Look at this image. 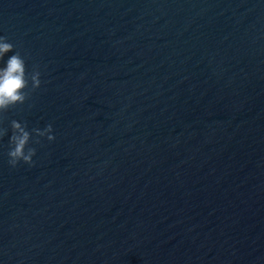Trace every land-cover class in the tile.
<instances>
[{"label":"water","instance_id":"1","mask_svg":"<svg viewBox=\"0 0 264 264\" xmlns=\"http://www.w3.org/2000/svg\"><path fill=\"white\" fill-rule=\"evenodd\" d=\"M0 36L41 80L0 264H264V0H0Z\"/></svg>","mask_w":264,"mask_h":264},{"label":"clouds","instance_id":"2","mask_svg":"<svg viewBox=\"0 0 264 264\" xmlns=\"http://www.w3.org/2000/svg\"><path fill=\"white\" fill-rule=\"evenodd\" d=\"M14 45L7 42V37L0 36V59H3L6 53L13 51ZM29 80L31 89L40 87V72L36 66L29 74L26 70L25 59L19 52L11 55L6 65L0 68V114L7 112L10 108L18 104H23L28 99ZM12 135L10 137V149L8 151V163L15 168L19 162L23 161L30 166L34 165L33 156L36 149L28 147L31 139V133L26 129V125L13 120L11 122ZM37 137H46L48 141L55 140L53 127L48 124L43 130H32ZM7 134V129L0 128V137ZM39 143V140L35 141Z\"/></svg>","mask_w":264,"mask_h":264}]
</instances>
